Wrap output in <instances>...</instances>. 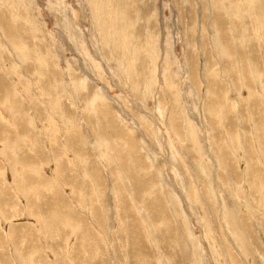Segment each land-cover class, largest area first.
I'll list each match as a JSON object with an SVG mask.
<instances>
[{
	"label": "rangeland",
	"instance_id": "374dc122",
	"mask_svg": "<svg viewBox=\"0 0 264 264\" xmlns=\"http://www.w3.org/2000/svg\"><path fill=\"white\" fill-rule=\"evenodd\" d=\"M0 10V264H264V0Z\"/></svg>",
	"mask_w": 264,
	"mask_h": 264
},
{
	"label": "bare ground",
	"instance_id": "6f19581e",
	"mask_svg": "<svg viewBox=\"0 0 264 264\" xmlns=\"http://www.w3.org/2000/svg\"><path fill=\"white\" fill-rule=\"evenodd\" d=\"M213 2V1H212ZM3 7V6H2ZM6 7V10H7V6H5ZM122 8H123V6H122ZM125 9V8H124ZM237 10V9H236ZM256 10V9H255ZM1 11V10H0ZM126 11V10H125ZM228 12V11H227ZM252 12V11H251ZM229 14H230V12H228ZM233 13V11L231 12V14ZM1 14V13H0ZM218 14V13H217ZM214 15V14H213ZM216 16H218V15H216ZM0 17H1V15H0ZM245 18V17H244ZM214 19V18H213ZM242 19V18H241ZM217 20V19H216ZM243 20H245V19H243ZM220 22H222V21H220ZM118 23V22H117ZM204 25V24H203ZM234 28V27H233ZM0 30H2V25H1V20H0ZM8 31V34L11 36V37H13L14 35L12 34V32L11 31H9V30H7ZM2 32V31H1ZM227 35V34H226ZM4 36V35H3ZM6 36V35H5ZM220 38H222V35L220 36ZM221 40V39H220ZM222 40H223V38H222ZM205 41V40H204ZM224 42V41H223ZM223 42H222V44H223ZM221 43V42H220ZM219 42H218V44H220ZM230 43V42H229ZM225 44V43H224ZM224 49L226 50V48L224 47ZM238 49V48H237ZM230 51V50H229ZM226 52H227V50H226ZM236 53V52H235ZM226 54V53H225ZM243 54V53H242ZM230 55V54H229ZM229 55H228V57H229ZM245 56V55H244ZM250 59V58H249ZM235 60H236V58H235ZM237 60H238V58H237ZM236 62V61H235ZM237 68H238V66H237ZM225 69V68H224ZM225 71V70H224ZM244 71V70H243ZM248 71V70H247ZM244 75H245V73H244ZM28 76V75H27ZM224 77V76H223ZM226 80V79H225ZM245 80V79H244ZM211 81V80H210ZM207 82H209V81H207ZM246 82V81H245ZM229 83V82H228ZM247 83V82H246ZM106 85H107V83H105ZM3 85V84H2ZM209 85H210V82H209ZM212 85V84H211ZM207 87H209V86H207ZM88 88V87H87ZM208 90H210V89H208ZM211 92H212V90H211ZM213 95V94H212ZM220 97L218 96L217 97V99H219ZM224 100V99H223ZM209 105V104H208ZM123 108V107H122ZM79 127V126H78ZM194 132V131H193ZM182 139V138H181ZM75 146V145H74ZM133 146V145H132ZM77 151V150H76ZM102 154V153H101Z\"/></svg>",
	"mask_w": 264,
	"mask_h": 264
}]
</instances>
